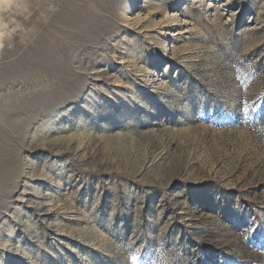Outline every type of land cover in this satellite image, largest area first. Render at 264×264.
Here are the masks:
<instances>
[{
	"label": "rangeland",
	"instance_id": "1",
	"mask_svg": "<svg viewBox=\"0 0 264 264\" xmlns=\"http://www.w3.org/2000/svg\"><path fill=\"white\" fill-rule=\"evenodd\" d=\"M0 21V264H264V0Z\"/></svg>",
	"mask_w": 264,
	"mask_h": 264
},
{
	"label": "bare ground",
	"instance_id": "2",
	"mask_svg": "<svg viewBox=\"0 0 264 264\" xmlns=\"http://www.w3.org/2000/svg\"><path fill=\"white\" fill-rule=\"evenodd\" d=\"M8 2H10V0H0V6L2 3H8ZM4 5H6V4H4ZM0 25H1V21H0ZM0 44H1V31H0ZM91 108H90L89 104L86 102L85 110L88 111V110H91ZM77 114H80V113L78 112Z\"/></svg>",
	"mask_w": 264,
	"mask_h": 264
},
{
	"label": "snow or ice",
	"instance_id": "3",
	"mask_svg": "<svg viewBox=\"0 0 264 264\" xmlns=\"http://www.w3.org/2000/svg\"><path fill=\"white\" fill-rule=\"evenodd\" d=\"M256 227H260V225H256ZM252 231H255V228H251ZM133 260H135V257H132Z\"/></svg>",
	"mask_w": 264,
	"mask_h": 264
}]
</instances>
